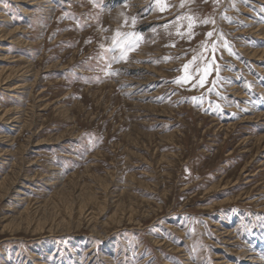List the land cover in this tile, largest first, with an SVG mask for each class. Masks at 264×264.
Wrapping results in <instances>:
<instances>
[{
  "label": "rangeland",
  "instance_id": "374dc122",
  "mask_svg": "<svg viewBox=\"0 0 264 264\" xmlns=\"http://www.w3.org/2000/svg\"><path fill=\"white\" fill-rule=\"evenodd\" d=\"M0 264H264V0H0Z\"/></svg>",
  "mask_w": 264,
  "mask_h": 264
},
{
  "label": "snow or ice",
  "instance_id": "6c2138e0",
  "mask_svg": "<svg viewBox=\"0 0 264 264\" xmlns=\"http://www.w3.org/2000/svg\"><path fill=\"white\" fill-rule=\"evenodd\" d=\"M158 2H161V0H158ZM161 10L162 11L164 10V5L163 4H161ZM205 23H207V21H205ZM192 27H193L192 23H189L188 24L189 30H191ZM117 35H119V33H117ZM207 35L209 37H211L212 33L209 32ZM114 43H116V41H114ZM134 47H135V45L132 44V43H128L126 47H121L120 58H125L127 56L128 51H130ZM212 67L213 66L211 64L205 66L203 75H200V77H199L198 85H194V86H199V87H203L204 86L206 78L209 75ZM184 68H185V75H183L182 77H180L179 79L176 80L177 84L188 83L192 79V73L188 72L189 66L185 65Z\"/></svg>",
  "mask_w": 264,
  "mask_h": 264
}]
</instances>
